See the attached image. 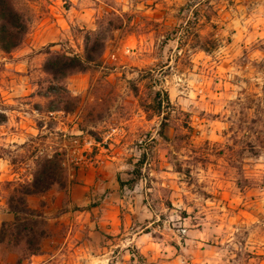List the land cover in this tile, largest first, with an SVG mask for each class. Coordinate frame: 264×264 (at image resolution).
<instances>
[{
  "label": "rangeland",
  "instance_id": "374dc122",
  "mask_svg": "<svg viewBox=\"0 0 264 264\" xmlns=\"http://www.w3.org/2000/svg\"><path fill=\"white\" fill-rule=\"evenodd\" d=\"M11 2L27 28L14 48L0 45V134L16 112L36 128L42 112L63 110L74 134L49 140L71 142L76 157L104 149L114 159L96 176L121 182L103 205L96 196L71 208L79 217L58 264H264V0H120L114 10L95 0L88 23L69 0ZM37 32L44 45L26 77L20 52ZM61 55L80 63L54 77L44 65ZM165 93L169 107L153 112ZM45 136L29 133L22 150L0 140V156L33 181L53 162L37 150ZM30 184L0 175V201ZM37 223L0 229L15 264L28 255L15 225H35L36 245Z\"/></svg>",
  "mask_w": 264,
  "mask_h": 264
},
{
  "label": "crops",
  "instance_id": "0c3cea01",
  "mask_svg": "<svg viewBox=\"0 0 264 264\" xmlns=\"http://www.w3.org/2000/svg\"><path fill=\"white\" fill-rule=\"evenodd\" d=\"M99 4L98 8L107 7L111 10L113 6H120V0H97ZM69 11L71 17H74L76 21L83 23L91 22L93 13L95 12L94 6L95 0H69ZM119 12V11H118ZM60 31L58 30V35ZM58 35L54 36L50 40V43L54 41H60ZM40 35L38 32L29 38L26 44L22 45L21 49V61L19 70L24 71L27 75H31L32 64L29 58L30 53L34 55L38 53L39 49L43 47L44 43L39 42ZM36 56V55H35ZM83 79V78H82ZM28 88L31 84L28 83ZM83 88L81 85L80 92ZM75 94V93H74ZM44 119L47 121L42 122L39 127H32L33 117L29 112H16L20 118L17 120L16 126L13 128L7 127L5 132L0 135H6V138H0L5 142H9L5 147H10L15 150H22L25 137L29 133H40V135H46L44 140L45 144L43 148H38L40 153L47 151L46 157L56 156L60 159L61 167L63 168V175L60 183H54L48 189L41 193L29 194L24 197V206L27 211V215L22 213H14L8 209V205L4 201H0V229L14 224L17 221H31L33 223L37 221L41 222L42 228L39 231L38 243L36 245H26L27 258L20 264H58L60 258L64 255L63 251L68 253L71 249L69 237L72 231L73 222L77 216V212L71 209L74 206L86 205L93 201L94 197L102 196V205L107 202L108 196H113L119 188L116 180L107 178L105 176L97 177L96 172L100 169L102 163L109 164L111 159H114L113 155H101L100 149L98 153L88 154V156L76 157L75 149H73L71 142L63 140L59 143H53L49 140L48 135L52 136L53 130H57L61 133L62 139L66 133L74 134L75 123L70 122V125L63 123L65 111L59 109H49L42 112ZM68 114V113H67ZM38 115V114H37ZM8 120V118H7ZM49 121V122H48ZM56 121L58 124L56 125ZM21 123V124H20ZM18 125V126H17ZM5 127L0 125V127ZM15 165L9 163L6 157L0 156V175L6 177L9 181H22L24 177L29 183L32 182V175L26 174L21 176V173L12 171L11 169ZM19 171H25L20 169ZM9 172V173H8ZM108 179V180H106ZM108 204V203H107ZM24 217V218H23ZM17 219V220H16ZM29 232L30 236L36 233L37 227L34 225ZM61 228L64 229L63 236L59 237L56 234ZM5 243V244H3ZM2 245L5 247L2 248ZM7 238L3 241L0 240V264H15L17 254L8 247ZM66 246V247H65ZM3 257V258H2ZM65 262L62 260L61 264ZM67 264V262H66Z\"/></svg>",
  "mask_w": 264,
  "mask_h": 264
},
{
  "label": "trees",
  "instance_id": "16d2710c",
  "mask_svg": "<svg viewBox=\"0 0 264 264\" xmlns=\"http://www.w3.org/2000/svg\"><path fill=\"white\" fill-rule=\"evenodd\" d=\"M26 28V18H24V15L14 7L11 0H0L1 49L5 51L18 45L22 36L26 33ZM78 63H80V60L76 56L61 55L60 57H55L50 62H47L44 65V70L55 77L57 73L64 75L65 73L74 71L77 69ZM157 96H159V93L155 94V97ZM164 96V101H155V107L151 108L153 112L155 111L156 113H160L162 103H164L166 107H169L170 104L167 94L165 93ZM152 106H154V100ZM163 119H166L165 116ZM163 123L164 122H161V126L165 125ZM62 175V167L58 157L55 156L53 158V162H44L38 172V175L31 182L30 189L20 192V196L16 199L11 197L8 201V209L14 213L27 215L28 213L24 206V197L29 194L44 192L54 183H60ZM57 176L59 177L58 179L55 178ZM118 183L119 185L121 184L120 180H118ZM14 229L18 232L17 238H20L22 235L23 241L26 245H33V241L31 240L33 235L30 236L29 234L32 230L31 227H28L26 224H22L17 226L15 225Z\"/></svg>",
  "mask_w": 264,
  "mask_h": 264
},
{
  "label": "built area",
  "instance_id": "2783aa9c",
  "mask_svg": "<svg viewBox=\"0 0 264 264\" xmlns=\"http://www.w3.org/2000/svg\"><path fill=\"white\" fill-rule=\"evenodd\" d=\"M111 58H114V55L113 54L111 55Z\"/></svg>",
  "mask_w": 264,
  "mask_h": 264
}]
</instances>
